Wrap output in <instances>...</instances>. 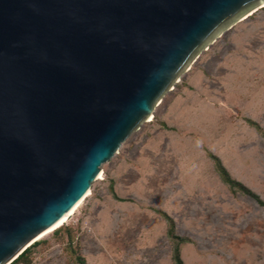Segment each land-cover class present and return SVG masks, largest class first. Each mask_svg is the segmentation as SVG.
<instances>
[{
    "label": "water",
    "instance_id": "95a60500",
    "mask_svg": "<svg viewBox=\"0 0 264 264\" xmlns=\"http://www.w3.org/2000/svg\"><path fill=\"white\" fill-rule=\"evenodd\" d=\"M263 6L0 0V264L65 224L200 54Z\"/></svg>",
    "mask_w": 264,
    "mask_h": 264
},
{
    "label": "rangeland",
    "instance_id": "374dc122",
    "mask_svg": "<svg viewBox=\"0 0 264 264\" xmlns=\"http://www.w3.org/2000/svg\"><path fill=\"white\" fill-rule=\"evenodd\" d=\"M209 153L264 202V8L202 52L150 121L101 165L61 225L86 264H173L156 211L190 240L180 245L183 264H264V208L231 195ZM53 231L38 240L31 264H76L63 232Z\"/></svg>",
    "mask_w": 264,
    "mask_h": 264
},
{
    "label": "trees",
    "instance_id": "16d2710c",
    "mask_svg": "<svg viewBox=\"0 0 264 264\" xmlns=\"http://www.w3.org/2000/svg\"><path fill=\"white\" fill-rule=\"evenodd\" d=\"M246 122L252 126L256 131L261 132L260 127L258 124L251 120H246ZM162 127L166 128L164 124H161ZM208 158L212 161L214 170L218 177L220 178L221 182L227 187L229 193L233 196L240 194L242 196H246L251 198L256 202L257 205L264 208V202L260 200V198L255 195L252 191H250L246 186L242 183L238 182L237 180L233 179L225 167L222 165L220 160L212 155L208 154ZM109 192L115 200H119L113 190L112 182L109 185ZM156 213L165 221L166 223V235L172 244L171 249V259L173 264H183L180 256V245L184 243H189L190 240L186 237H181L176 234L175 226L172 218L168 216L166 213L162 211H156ZM63 232V235L66 237L67 240V247L71 254L74 256L73 259L75 260L76 264H86L85 259L77 252V250L72 246L74 237L73 232L68 227L60 226L59 228L53 231L54 235ZM40 244V241L33 243L30 247H28L23 253H21L12 263L10 264H31L32 259L31 256L33 254V250Z\"/></svg>",
    "mask_w": 264,
    "mask_h": 264
},
{
    "label": "bare ground",
    "instance_id": "6f19581e",
    "mask_svg": "<svg viewBox=\"0 0 264 264\" xmlns=\"http://www.w3.org/2000/svg\"><path fill=\"white\" fill-rule=\"evenodd\" d=\"M264 7V6H263ZM101 177V175L99 174L98 175V178H100ZM83 201V200H82ZM81 201V202H82ZM80 202V203H81ZM80 203H78L71 211H70V215H72L74 212H75V210L78 208V206L80 205ZM59 226H61V222L60 223H58L56 226H54V228H52V229H50V230H48V231H46L44 234H42V236L39 238V240L41 239V238H43L44 236H46L48 233H50L51 231H53V229H56L57 227H59Z\"/></svg>",
    "mask_w": 264,
    "mask_h": 264
}]
</instances>
